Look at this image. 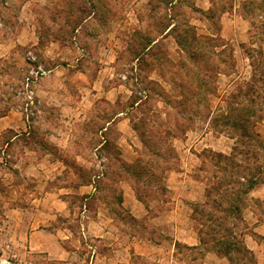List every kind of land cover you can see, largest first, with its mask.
I'll return each instance as SVG.
<instances>
[{
	"label": "rangeland",
	"instance_id": "374dc122",
	"mask_svg": "<svg viewBox=\"0 0 264 264\" xmlns=\"http://www.w3.org/2000/svg\"><path fill=\"white\" fill-rule=\"evenodd\" d=\"M96 1L102 2L96 15L74 31L79 17L65 0H0V43L9 47L0 58V117L9 114L7 119L17 122L12 128L6 120L0 124V214L6 208L33 210V198L45 187L70 201V216H57L55 226L73 229L80 257L71 261L89 263L92 258V264H100L99 253H112L104 238L89 234L88 226L97 218L95 230L104 219L118 225L115 231L124 245L141 242L143 254L132 256L129 264H229L227 257L200 244L191 216L193 203L206 200L207 179L217 163L212 151L233 150L235 139L214 128L213 119L251 81L247 51L264 48V0L248 5L249 0H215L218 13L213 18L207 16L211 0H175L174 5L167 0ZM48 28H63L68 39L55 40ZM38 30L43 32L41 42ZM178 34L185 42L197 36L207 53L200 66L188 60ZM145 45L149 47L143 51ZM36 64L45 72L31 81L32 104L26 77ZM180 92L190 98L187 103L177 102ZM148 94L147 118L154 129L144 144L133 122L142 117L137 105ZM256 99L263 104L261 97ZM256 129L264 138V119ZM16 133L21 136L11 140ZM105 139L112 145L109 152L101 148ZM153 143L162 154L156 173L166 190L154 191L147 208L117 166L141 156L153 162ZM46 166L60 170L42 178L38 171ZM82 175L89 181L83 183ZM82 191L92 194L83 204L75 198ZM120 193L122 204L116 199ZM133 202L139 208L132 209ZM245 203L243 237L257 264H264V184L247 194ZM109 207L130 211L140 217L139 223L111 220ZM172 208L176 214L170 220L159 217ZM184 227L198 238V245L176 246L175 234ZM136 230L140 235L133 234ZM123 250L124 262L131 252ZM28 259L32 264H64L37 253Z\"/></svg>",
	"mask_w": 264,
	"mask_h": 264
},
{
	"label": "trees",
	"instance_id": "16d2710c",
	"mask_svg": "<svg viewBox=\"0 0 264 264\" xmlns=\"http://www.w3.org/2000/svg\"><path fill=\"white\" fill-rule=\"evenodd\" d=\"M65 1L68 6L77 11L79 17L75 23L71 20V23H74L72 27L74 31L78 27H82L83 23L90 17L95 16L99 8L98 4H102L101 1L96 0ZM211 1L212 8L207 11V16L213 18L218 11L215 0ZM167 2L170 5L175 4V0H167ZM254 2L255 0H249L245 3L248 5L254 4ZM223 8L225 9L226 5H223ZM47 30L48 35L55 40L64 42L68 39L67 33L63 32V28L56 31L51 28ZM38 32L41 42L43 32L41 30H38ZM179 37L178 34L177 41L187 51L188 60L200 66V62L207 59V53L197 41V36L194 35L191 42H185L183 38ZM148 47V45H145L142 50L145 51ZM152 48L153 46L149 49L150 54ZM247 52L252 65L251 81L247 83L244 91L240 89L237 93H233L228 100L226 112L213 119L214 128H221V132H226L235 139L233 150L229 154L212 151L217 163L214 165L215 170H213L212 175L207 179L210 182L206 185V200L201 203H193L191 216L197 225L196 230L200 244L208 251H214L220 256L227 257L229 264H257L254 252L247 246L243 237L246 228H243L245 219L242 213L247 206L245 203L246 195L256 186L264 184V138L256 129L257 122L264 119V48H250ZM181 64H184V62H181ZM194 91L193 88L189 91V94L193 96ZM180 97L181 101H177L178 103H183V101L187 103L190 99L184 92H180ZM257 97L262 98L261 102L263 104L257 102ZM147 98L145 101L141 99L138 103L137 106L140 107L142 117L139 122H133V128L139 132L144 144L149 143L151 138H149L148 133L154 129L147 118V111L151 110L148 103L151 96L148 94ZM134 105L135 102L132 103V106ZM105 140L101 148L109 152L112 145L108 139ZM153 144L154 147L150 151L153 162L141 156L135 162L122 161L117 166L119 175L129 180L137 199L144 203L147 208L149 207L147 200L155 198L154 191L166 190L156 173V166H158L156 160L162 157V154L158 144ZM82 177L83 183L89 181L87 175H82ZM153 186L155 190H153ZM61 197L68 204L70 203L67 197ZM91 197L92 194H82L75 198L83 204V201ZM116 199L119 204H122L121 193L117 195ZM109 211L112 212V218L114 219L121 218L124 222L133 225L139 223L140 218L135 217L124 208L113 209L109 207ZM68 227L73 230L69 225ZM133 234L138 235L139 233L136 230ZM151 240L153 241V239ZM175 244L179 246L181 243L176 241ZM63 245L66 248L70 247L65 243ZM186 247L190 248L192 246L187 245Z\"/></svg>",
	"mask_w": 264,
	"mask_h": 264
},
{
	"label": "crops",
	"instance_id": "0c3cea01",
	"mask_svg": "<svg viewBox=\"0 0 264 264\" xmlns=\"http://www.w3.org/2000/svg\"><path fill=\"white\" fill-rule=\"evenodd\" d=\"M3 45L5 44L0 43V58L5 55V50H9V47ZM7 117H10V115L7 114L0 117V124L3 120H6V126L9 128L16 127L17 122L13 119H7ZM20 134L21 133L14 134L11 140L21 136ZM51 164L55 165V162ZM55 169L58 171L60 170L58 166L54 168L46 166L42 171H38V174H41L42 178H49L51 174H55ZM66 193L69 194L71 191L68 190ZM82 193L91 194L89 192L86 193V191H82ZM32 202L36 206L33 210L6 208L3 213L0 214V249L2 254L4 256H11L20 262L25 261L29 264L33 262L28 259V256L34 253L44 255L50 260L64 264L80 257V251L72 239L73 234L69 230V227L61 225L55 226L57 216H70L68 202L59 196L56 190L47 189L45 187L39 192V195L33 198ZM130 207L132 209L134 207L139 208L135 202L131 203ZM175 214L176 208H172L167 214L159 217L163 219L167 217L170 220ZM134 216L140 218L136 215ZM111 220L114 221L113 218H111ZM102 221L104 225L100 226V229L95 230L93 227L95 226L94 223L98 224L99 222L97 218L93 219L88 226L89 234L101 239L104 238L105 244L109 248L108 250L112 251L110 254L101 252L97 255V258L101 262L100 264H129L132 256L143 254L141 251L143 245L140 241L134 240L131 245H124L120 239V234L117 233L118 231H115V228L119 229L118 225L104 219ZM175 227L179 229L180 226L177 223ZM175 238V241L183 242L190 246H195L199 243L198 238L186 229V227L182 228L181 232H177ZM65 241L71 243L69 248L64 247L63 243ZM150 245L153 246L152 244ZM129 248L131 255L129 259L126 258L123 262L120 255L124 254V256H126L123 249L127 251Z\"/></svg>",
	"mask_w": 264,
	"mask_h": 264
},
{
	"label": "built area",
	"instance_id": "2783aa9c",
	"mask_svg": "<svg viewBox=\"0 0 264 264\" xmlns=\"http://www.w3.org/2000/svg\"><path fill=\"white\" fill-rule=\"evenodd\" d=\"M0 24H1V19H0ZM30 57L33 60L36 59L34 55H31ZM40 71L45 72L42 65L36 64L35 67L30 70V74L32 77L30 75L26 77V94L29 99V102L32 104L35 102V91L30 85H31V81L32 82L34 81V78L38 76ZM92 260L93 259L91 258L89 263H86L85 261H68L66 264H92L93 263ZM0 264H21V263L13 261L9 257H5L2 253H0Z\"/></svg>",
	"mask_w": 264,
	"mask_h": 264
}]
</instances>
